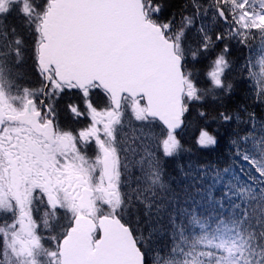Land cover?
<instances>
[{
	"label": "snow or ice",
	"instance_id": "1",
	"mask_svg": "<svg viewBox=\"0 0 264 264\" xmlns=\"http://www.w3.org/2000/svg\"><path fill=\"white\" fill-rule=\"evenodd\" d=\"M190 7L176 24L162 18L161 0H0V264H264V0ZM204 21L225 31L213 37ZM257 34L259 73L244 69L262 112L219 114L242 126L229 151L246 165L181 163L176 129L190 102L232 89L227 43L208 87L189 56L210 55L216 41L251 48ZM29 47L39 90L14 79ZM66 90H79L91 114L78 135L37 103L38 91L51 100ZM92 90L107 98L103 111L87 102ZM92 141L89 156L82 144ZM197 143L217 140L201 130ZM164 158L176 161L175 175Z\"/></svg>",
	"mask_w": 264,
	"mask_h": 264
},
{
	"label": "trees",
	"instance_id": "2",
	"mask_svg": "<svg viewBox=\"0 0 264 264\" xmlns=\"http://www.w3.org/2000/svg\"><path fill=\"white\" fill-rule=\"evenodd\" d=\"M202 3L203 1L200 0ZM164 5L162 18H175L176 24L181 21V15H189L193 9L190 7L192 0H161ZM217 31H225L222 27H212L209 34L213 37ZM257 31V30H253ZM189 45L195 48L199 40L198 34L189 33ZM225 43L229 46L227 59L230 62V68L226 70V82L232 84L230 92L221 93L216 90L215 95L209 92L201 101L190 102L188 110L184 117V130L178 136V140L182 144L185 151L180 156V162L185 165L191 161L194 164H202L223 169L225 167L239 166L240 161L233 160V153L229 151L231 141L235 138V133L238 130L235 119L225 122L220 118L221 112L235 113L241 110L243 106L255 110L261 114L262 109L256 99L255 87L256 83L249 78V73L244 69L246 62H250L256 71V64L259 58L258 50L260 46V38L257 34L254 40H250L251 48L239 45L235 40L216 41V47L211 51L210 55L199 56L196 60H192L189 56L187 68L190 70L201 88L210 86L208 72L211 70L213 60L216 55L223 49ZM28 49H31L30 47ZM24 74L23 83L26 81H37V72H35L33 59H29L26 63V69L22 68ZM79 95L77 94V97ZM76 99V98H75ZM71 100V99H70ZM58 118L62 123L73 124V119L69 113V99L66 96L61 97L57 102L50 101ZM203 112L205 115L201 116ZM201 130L207 131L213 135L217 143L216 145L201 147L197 141ZM166 169L173 175L176 174V161L166 158ZM134 224L135 217H126ZM163 244V241L160 242Z\"/></svg>",
	"mask_w": 264,
	"mask_h": 264
},
{
	"label": "rangeland",
	"instance_id": "3",
	"mask_svg": "<svg viewBox=\"0 0 264 264\" xmlns=\"http://www.w3.org/2000/svg\"><path fill=\"white\" fill-rule=\"evenodd\" d=\"M203 1H205V2H204L205 5H207L208 3H210V0H203ZM209 20H210V17H209ZM10 23H15V21H14V20H13V21H10ZM204 23L207 24L208 27L212 28L211 24L208 23V21H204ZM196 24H197L196 27H197V28H200V27H201V24H202L201 20L197 19V20H196ZM210 28H209V29H210ZM31 56H32L31 49H28L27 54H26V57H25V59H26V63L28 62L29 59H31ZM258 60H259V58H258ZM258 60H257V64L255 65V66H256V69H257V70H256L257 73H259V70H260L259 65H258ZM26 63H25V65L23 66L24 69H26ZM14 79H15V81H16L17 86H18L21 90H22L23 88H25V87L30 88V85H29V84H27V85H24V84H23L24 74H23L22 72H20V75H19V76H15ZM25 82L27 83L28 81L25 80ZM23 85H24V86H23ZM30 89H31V88H30ZM80 99L83 101L84 106H83V107H82V105L78 106L79 111H83V109H84V111L87 110V113L89 114L90 111H89V109H88V107H87L86 98L83 96L82 93H81ZM87 102H88V101H87ZM72 113H73V112H72ZM90 120H91V119H90ZM83 123H84V117L81 118V117H78V116H77V118L74 117V122H73V124H69V125L73 126L74 128H77V129H83V127H81V126H84ZM91 123H92V120H91ZM91 123H90V125H91ZM90 125H89V126H90ZM80 131H81V130H76V131H74L73 133L76 134V135H78V133H79ZM121 137H123V133H121ZM82 147L86 150V152H87V154H88L89 156H93V155H94V153H95V143H94V141H92V142L89 143L88 145H83V144H82ZM160 155H161V157L163 158L162 147L160 148ZM164 159H166V158H164ZM240 162H241L240 166H241V165H246V162H244L243 160H241ZM240 166H239V167H240ZM37 219H39V216H37ZM0 223H2V219H0ZM39 231H40L41 234H43V235L45 236V239H47L48 234H47V232H45V230L43 229V226H42V225H41ZM45 239H44L43 242H44L46 245H50V244H51V241H50L49 239H48V240H45Z\"/></svg>",
	"mask_w": 264,
	"mask_h": 264
},
{
	"label": "water",
	"instance_id": "4",
	"mask_svg": "<svg viewBox=\"0 0 264 264\" xmlns=\"http://www.w3.org/2000/svg\"><path fill=\"white\" fill-rule=\"evenodd\" d=\"M181 127H182V125H181ZM181 127H180V128H181ZM180 128L176 129V132H177V131H179V130H180Z\"/></svg>",
	"mask_w": 264,
	"mask_h": 264
}]
</instances>
